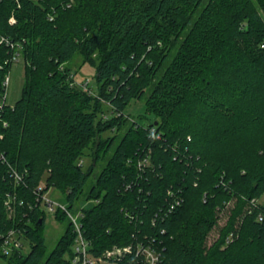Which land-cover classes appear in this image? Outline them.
<instances>
[{"label": "trees", "instance_id": "obj_1", "mask_svg": "<svg viewBox=\"0 0 264 264\" xmlns=\"http://www.w3.org/2000/svg\"><path fill=\"white\" fill-rule=\"evenodd\" d=\"M0 37L24 63L19 98L0 110V236L19 228L29 246L0 264H71V222L46 254L42 181L69 210L87 203L93 256L154 239L158 264H264V206H248L264 194V0H0ZM11 55L0 42V95ZM77 55L95 90L74 84ZM133 100L146 126L123 115ZM168 191L182 198L170 212Z\"/></svg>", "mask_w": 264, "mask_h": 264}, {"label": "built area", "instance_id": "obj_2", "mask_svg": "<svg viewBox=\"0 0 264 264\" xmlns=\"http://www.w3.org/2000/svg\"><path fill=\"white\" fill-rule=\"evenodd\" d=\"M18 2L19 0H14ZM10 23H13L14 20L11 17L9 19ZM0 42H4L9 48L12 50V55L10 62L16 63L20 59V51L21 46L18 43H14L11 41H8L7 39L0 37ZM263 46V45H262ZM75 82V81H74ZM8 84V78L5 77L2 86H3V93L0 95V110L3 108V106L6 103V96H5V88ZM74 84L80 86L83 90L88 91V85L89 82L86 79L83 82H75ZM111 113V112H110ZM114 115L119 116V113H114ZM125 116V115H124ZM128 117V116H125ZM106 119L107 116H104ZM137 123V122H136ZM138 125H144L137 123ZM145 124L144 126H146ZM3 126H6V123H3ZM154 129H150V135H153ZM158 137V136H157ZM0 160L3 161V157L0 154ZM81 161V160H79ZM81 165V163H78ZM150 165L149 157L145 156L139 162L137 163V166L139 169L146 168ZM13 179L18 182L21 180L20 176L14 172L13 173ZM45 187L43 181L40 182V184L36 187L34 194H35V207H38L39 209L44 206L48 211L55 212L56 210H59L65 214L66 217H68L71 220L73 234H74V240L72 244V253L73 257L71 259V264H100L103 262H110L112 264H117L120 262L124 256L130 255V253L134 254L133 258L139 261V264H158L160 260L159 253L151 247L153 243L155 242L154 239H149V243H142V242H136L133 244V246H125V247H113L111 249L106 250L103 252L100 256H93L89 253V243L85 240V238L82 235L81 232V224H80V218H81V210H78V220L72 217L69 209H67V206L60 205L57 203H54L51 201L47 196L48 193L52 190V188H48L46 191L41 193V190ZM168 194L171 197V203L169 207V212L175 207L178 206L182 202V198L179 195H174L172 191H168ZM13 199V196L7 195V198L4 201V206L8 212V215L11 216L14 209L11 204ZM21 204V202H19ZM258 205H263L258 201V199H251L248 203L249 209L251 208H257ZM26 219L27 215H26ZM258 220H262L263 216L262 214H259ZM232 238V233L228 235L225 242L228 243ZM26 242V239L24 238L23 232L19 228H10L8 229L4 234L0 236V258L2 257H8L12 254H18L22 253V249L24 246V243Z\"/></svg>", "mask_w": 264, "mask_h": 264}, {"label": "rangeland", "instance_id": "obj_3", "mask_svg": "<svg viewBox=\"0 0 264 264\" xmlns=\"http://www.w3.org/2000/svg\"><path fill=\"white\" fill-rule=\"evenodd\" d=\"M94 61L96 62V55H94ZM68 68L70 69V72L73 73L74 76V81L79 83L83 82L86 79L89 82V87L92 90H95V84H94V67L88 65V64H82L80 56H75L68 64ZM23 67L24 63L22 59H19L18 62L13 63L8 74L6 75L8 78V84L5 88V98H6V104L7 105H13L14 102L19 98L21 88H22V83H23ZM74 82V83H75ZM106 105V104H105ZM107 106V105H106ZM110 115V112L103 114V116H108ZM123 115L128 116L129 122H133L134 124L140 123V124H147L148 122L152 121L151 117L147 114H145V107H144V102L143 100H133L131 101L124 109ZM137 122V123H136ZM89 153V152H88ZM86 154L85 157L81 161H78V163H81V166L83 168H86L88 164H90V156L89 154ZM100 163L98 162L95 166V172L99 170ZM89 185V181H88ZM87 185V186H88ZM51 201L54 203L64 205L66 206V201L63 197V195L58 192L55 189H52L47 196ZM258 201L262 204H264V194L258 199ZM231 204L228 205V207ZM87 206L86 202H83L82 200L77 201L73 209H70V213L72 217L78 220V210L80 208H83ZM41 210L44 213V220L42 224V229H43V237L45 240V245H46V254H48L55 246L57 240L61 237L63 234L66 225L68 222H71V220L66 217L63 221H59L54 217V213L48 211L44 206H42ZM78 211V212H77ZM226 215L227 212L224 214L219 215L218 218V226H223L225 221H226ZM216 231H213L207 241H211L215 235ZM29 251V246L25 242L23 249H22V254H26ZM100 264H112L110 262H103Z\"/></svg>", "mask_w": 264, "mask_h": 264}]
</instances>
